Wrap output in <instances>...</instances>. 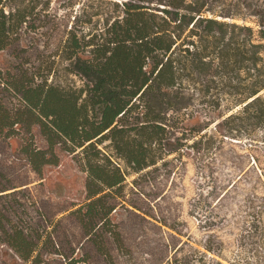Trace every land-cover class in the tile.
I'll return each mask as SVG.
<instances>
[{"label": "trees", "instance_id": "trees-1", "mask_svg": "<svg viewBox=\"0 0 264 264\" xmlns=\"http://www.w3.org/2000/svg\"><path fill=\"white\" fill-rule=\"evenodd\" d=\"M216 1L225 4L215 10ZM37 2L0 0V51L36 50L24 33L27 26L33 28L27 22ZM105 4L113 5L112 11L100 7L93 27L71 23L37 73L9 76L0 69V92L13 91L23 101L10 108L0 95V137L38 127L46 147L29 141L20 152L40 178L43 166L59 163L56 147L77 157L86 173L85 201L69 213L98 248L105 238L121 241L109 217L119 204L151 216L124 199L127 175L165 164L170 154L182 157L188 149L203 157L264 125V0ZM63 60L62 69L77 76L79 85L66 78L48 80ZM197 97L199 109L193 106ZM223 98L230 100L226 110L221 109ZM192 119L200 121L185 123ZM16 187L0 188V251L6 246L10 256L9 261L0 257V264H48L46 252L67 256V264L82 260L68 255L73 247L58 243L60 220L42 212L37 221L12 218L25 210L16 195L28 190ZM98 229L104 236L96 239ZM180 252L175 246L169 258L156 264L207 261V253L197 248Z\"/></svg>", "mask_w": 264, "mask_h": 264}, {"label": "rangeland", "instance_id": "rangeland-1", "mask_svg": "<svg viewBox=\"0 0 264 264\" xmlns=\"http://www.w3.org/2000/svg\"><path fill=\"white\" fill-rule=\"evenodd\" d=\"M37 1L27 22V25L34 23L33 28L27 26L24 37L38 47L36 50L28 47L14 55L9 49L1 50L0 69L4 75L6 72L9 76L37 73V67L45 64L49 52L65 37L73 21L77 27H93L98 17L94 13L100 7L111 12L113 5L105 3L120 0ZM223 4L212 3L215 10L221 9ZM89 18L91 22L87 23ZM65 64L66 61H59L48 80L66 78L79 85L77 76L62 69ZM2 92L0 95H4L7 107L23 103L20 94ZM198 99L193 102L197 109L200 108ZM229 104L230 100L223 98L221 109L226 110ZM197 121L200 120L185 123L191 125ZM29 141L46 147L37 126H33L31 132L20 129L10 138L0 137V188L28 186V190L16 195L25 210L12 218L37 221L42 212L49 220H60L57 241L66 249L73 247L74 251L68 250V255L82 259L75 264H156L169 258L173 248L179 245V254L190 253L194 248L206 252L204 264H264V125L254 129L248 137L227 140L203 157L188 149L182 157L170 154L165 164L158 163L140 173L127 175L124 199L151 216L144 218L140 211L135 214L128 211L125 204H119L109 217L119 230L121 241L116 244L113 239L105 238L100 248L88 239L76 217L69 213L85 201L86 173L77 157L56 147L59 163L43 166L40 178L20 152V146ZM112 158L124 167L122 161ZM97 233L96 239H99L104 231L98 229ZM204 245H211L214 250L208 251ZM1 247V259L9 261L6 246ZM44 258L48 264H67L69 260L67 256L49 252ZM196 264L203 263L196 261Z\"/></svg>", "mask_w": 264, "mask_h": 264}]
</instances>
